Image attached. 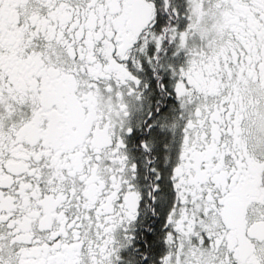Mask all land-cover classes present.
Wrapping results in <instances>:
<instances>
[{
  "label": "snow or ice",
  "instance_id": "1",
  "mask_svg": "<svg viewBox=\"0 0 264 264\" xmlns=\"http://www.w3.org/2000/svg\"><path fill=\"white\" fill-rule=\"evenodd\" d=\"M0 264H264V0H0Z\"/></svg>",
  "mask_w": 264,
  "mask_h": 264
}]
</instances>
